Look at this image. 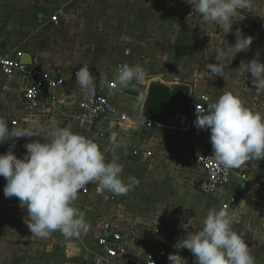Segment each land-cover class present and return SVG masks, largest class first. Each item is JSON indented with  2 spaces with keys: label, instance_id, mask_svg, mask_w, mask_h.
Instances as JSON below:
<instances>
[{
  "label": "crops",
  "instance_id": "0c3cea01",
  "mask_svg": "<svg viewBox=\"0 0 264 264\" xmlns=\"http://www.w3.org/2000/svg\"><path fill=\"white\" fill-rule=\"evenodd\" d=\"M46 1L44 0L41 3L43 7L38 9L30 6L16 7L17 0H0V43L12 56L30 53L35 67L61 79L63 84L57 89L53 101L44 102L43 108L34 112L22 101L23 88L18 78L0 75V116L9 121L10 128L14 120L18 121L16 126L19 127L24 126L31 118H39L45 124L55 118L61 126L70 124L73 132L93 138L102 146L108 144L112 132L118 133V140H123L126 146L106 153V159L110 161L118 158L124 168L123 177L131 174L140 182L125 194L132 198V204L137 208L135 213H124L125 202L118 200L115 205L120 208H112V211L104 216L109 218L105 222L116 223L124 236V255L119 264H123L128 255L133 256L136 246L134 242L142 238L140 232L131 234L130 227L126 224L130 217L136 218L137 221L161 219L165 222V230L172 229L167 238L158 234L153 236V242L149 244L144 257H140L136 263L143 264L146 254L156 249L162 239H172L180 235L181 223L187 221L198 231L203 226L202 221L208 210L222 208L225 203L222 193L208 197L201 195L198 191L199 181L205 172L200 166L192 168L185 163L187 156H202L208 148L210 130H198L195 127L194 121L197 117L193 109L201 104L206 110L210 103L216 102L225 92H232L239 94L246 107L264 115V99H260V93L252 85L251 74L240 75L238 72L242 60L249 62L258 58L264 63V26L258 31L259 40L256 41L257 31L252 24L253 18L258 14L264 20V0H253V5L256 4L255 7L259 8L258 11L254 7L239 10V15L233 18V30L228 34L218 25L201 24L192 6L183 0H134V5L129 7L133 9L128 13L124 12L127 17L121 21L118 20L117 10L112 5L114 0H110L112 7H106L105 28L112 31H137V35H128L130 39L124 40L129 48L128 54H125L121 61L122 65L140 64L148 74V80L142 84L147 89L142 108L137 105V96L125 93V88L109 90L119 66H113V72H106V65H113L115 62L108 54L106 57H99L102 49H99L98 42L93 43L91 53L83 51L82 44L88 42V37L93 38L94 33L82 35V29L85 31L90 28H83V25L72 21V14H75L76 8L80 7L77 4H81L82 0H55V4H51L54 3L53 0H48L47 3ZM28 2L32 4V1ZM101 2L102 0H98V5ZM36 10H40L38 17ZM135 12L139 16H135ZM54 15L59 17L58 26L50 20ZM46 23L49 25V32L53 33L36 32V29L48 27ZM40 24L45 26L37 28ZM237 28L246 36L253 37L250 49L237 54L234 59L222 61L225 68L223 77L212 75L210 70L206 69V64L217 63V47L226 48L235 44ZM34 29L35 31H32ZM9 30L15 31V38L11 39ZM110 43L111 37L108 34L106 45ZM82 65H88L90 72L96 76L97 90L110 93V102L116 109V112L100 125L99 131L105 134L104 137L87 131L74 115L76 102L82 91L76 85L75 72ZM101 80L105 81L102 88ZM153 83L170 88L188 85L191 112L178 114L165 123L152 120L155 122L154 130L144 134L138 121L143 117V109ZM14 92L19 94V104L12 102ZM202 97H207V100ZM184 115L187 120L183 125L181 120ZM36 139L44 142L40 137L18 139L14 149L17 157L22 158L25 155V143ZM9 144L10 142L0 145V154L8 150ZM147 153L152 156L148 157ZM245 167L250 168L251 181L248 186H243L239 184V177L234 179L233 188L239 191L240 198L234 208L239 213V222L234 223L232 228L243 234L256 264H264V211H260L261 208L264 209V198L254 195V191L264 194V160H250L238 169L242 171ZM5 184L6 180L0 177V264H31V261L36 260L34 255L39 253L40 243L37 241L41 238L35 237L24 223L23 218L27 216V211L19 207L18 198H5ZM230 188L232 187H228L227 192ZM125 195L117 196L107 191L98 193V184L89 183L79 192L75 204L82 210L92 199L103 201L105 198L115 199ZM147 199L150 201L147 202ZM102 225L98 238L93 243L95 253L99 250L97 243L102 236ZM158 229L162 231L161 228ZM187 231L189 232L188 229ZM77 243L74 248L68 247L66 252L77 255L80 250Z\"/></svg>",
  "mask_w": 264,
  "mask_h": 264
},
{
  "label": "clouds",
  "instance_id": "9594fccd",
  "mask_svg": "<svg viewBox=\"0 0 264 264\" xmlns=\"http://www.w3.org/2000/svg\"><path fill=\"white\" fill-rule=\"evenodd\" d=\"M192 6L201 24H215L225 34L232 32L234 17L239 10L253 7V0H183ZM129 40L130 37H123ZM235 44L215 49L217 63L206 64V69L215 76L223 77L225 59H234L247 52L253 37L241 29L235 30ZM125 54H128L127 50ZM114 85L118 89L131 86L137 90V105L142 108L147 89L138 85L148 80L145 68L136 64H123L117 68ZM240 75L251 74V83L257 91H264V63L258 58L241 61ZM76 85L89 96L97 93L96 76L88 65H82L75 73ZM105 81L101 80L102 88ZM207 100V97H205ZM194 125L198 130H210L213 158L225 169H238L250 160H264V115L246 107L238 93L225 92L210 103L205 110L197 105ZM85 119L81 120L84 126ZM13 124V123H12ZM43 138L25 143L22 158L14 152L20 138ZM10 142L8 150L0 154V177L6 180L3 188L5 198L16 197L19 207L26 209L24 223L37 238H48L59 231L72 242L89 230L85 214L76 206L78 194L89 183H97L98 190L114 195H125L139 185V180L129 174L123 177V165L118 158L110 161L106 153L125 147L112 132L108 144L102 146L97 140L73 132L72 126L50 119L46 124L39 118H31L24 126L9 127V121L0 116V145ZM239 222V213L227 206L209 209L202 221V228L188 232L173 246L187 249L195 258L194 264H256L242 233L233 230ZM170 264H188L179 254H169Z\"/></svg>",
  "mask_w": 264,
  "mask_h": 264
},
{
  "label": "built area",
  "instance_id": "2783aa9c",
  "mask_svg": "<svg viewBox=\"0 0 264 264\" xmlns=\"http://www.w3.org/2000/svg\"><path fill=\"white\" fill-rule=\"evenodd\" d=\"M51 22L58 23L57 15L51 16ZM21 54L12 56L7 52L0 43V75L5 77L18 78L23 88L22 101L32 111H40L44 102L53 101L57 89L62 86L63 81L48 74V72L35 67L28 66L20 61ZM76 73V72H75ZM109 90L116 89L114 83H110ZM205 100V97H202ZM198 106L204 108L203 105ZM196 106L193 113L196 115ZM205 109V108H204ZM116 109L110 102V93H104L97 90L93 96H89L86 92L81 91L77 99L74 109V115L81 121L85 119V129L94 132L98 137H104L105 134L100 130L102 123ZM14 126L18 125V121H12ZM12 124V125H13ZM138 124L142 127V132L148 133L155 128V122L146 120L143 117L139 119ZM211 132L208 133V148L202 156H187L185 163L192 167H202L205 175L199 181V190L205 195L223 194L225 203L229 209H234L238 205L240 193L233 188L235 177H239V184L248 186L251 181V172L249 167H245L242 171L239 169H225L212 156L213 150L210 143ZM151 157V153H147ZM228 187L230 190L227 192ZM257 190L256 188H253ZM98 193H101L98 190ZM255 197L264 198L258 191H254ZM253 195V196H254ZM260 210H263L261 208ZM102 236L98 240V252L94 255L93 264H119L120 258L124 255V236L119 226L114 222H104L102 225ZM155 233L163 235L160 229H156ZM186 235L174 237L172 239H162L156 249L149 251L143 264H170L168 261L169 254H179L187 259L188 264H194L195 258L187 249H177L173 247L177 241Z\"/></svg>",
  "mask_w": 264,
  "mask_h": 264
},
{
  "label": "rangeland",
  "instance_id": "374dc122",
  "mask_svg": "<svg viewBox=\"0 0 264 264\" xmlns=\"http://www.w3.org/2000/svg\"><path fill=\"white\" fill-rule=\"evenodd\" d=\"M30 1H32V4H29L30 2H28V0H20V1L17 0L15 5L16 7H24V8H27L30 6L33 8L36 7L40 9L43 7L41 3H43L44 0H34V1L30 0ZM53 1L54 3H51V4L56 3L55 0ZM134 3H135L134 0L132 1L131 0H114L112 5L115 6V9L117 10V18L119 21L123 20L124 17L126 16L124 12L128 13L129 10L133 9V8L130 9L129 7L131 5H134ZM77 5L80 7L77 6L78 7L76 8L77 11L74 12L75 14H72L73 15L72 21L81 26L83 25V28L84 27L86 28V26L90 28V30H88L87 28V30L85 31H83L82 29V32H83V34L81 33L82 35H85V34L89 35L90 33H94L93 38L88 37V42H84V44H82L83 51L87 53H91L93 43L98 42L100 45L99 49L100 50L102 49L99 57L100 58L106 57L107 54L109 55V57L111 58L113 57L115 64L106 65V72L108 73L113 72L114 70L113 66L118 67L122 65L121 59L122 57H125V52L129 48L124 42L125 39H123V37H128V35L135 36L137 35L136 34L137 31L134 29L133 30L118 29L116 31H112V30H107L105 28L104 25L107 23L106 7L107 6L112 7L110 5V0H102V2L99 5H98V0H94V1L93 0H82V3L77 4ZM255 5H253V7L256 11H258L259 8L255 7ZM36 11H37L36 17H38L40 10H36ZM258 15L257 17L253 18V22H252L255 31H257L255 34L256 38L254 37L256 41L259 40L258 35L260 32L258 31L262 29L264 26V20H262V17L260 15L258 17ZM135 16H139V14L136 13ZM232 23L234 24V20H232ZM244 24L247 26L248 25L247 21H245ZM45 25H47V23ZM45 25L44 24L43 25L40 24L39 26L37 25V28H42ZM54 25L58 26L59 24L54 23ZM47 26L48 27L42 28L39 30L36 29V32L40 31V33L42 34L53 33V32H49L50 31L49 25ZM32 31H35V29ZM97 32H99V34ZM14 33L15 31L9 30V36L11 37V39L15 38V36L13 35ZM108 34H110L111 43L109 45H106ZM258 92L260 93V96L262 97L260 99H264V91H258ZM18 95L19 94L17 92L13 93L12 102L15 104L20 103V99H18ZM198 191L203 196H206V197L210 196V195L203 194L199 190V188H198ZM213 195H217V194H213ZM118 200H120V202H125L124 213L126 214L131 213L132 215L133 213L137 211L136 210L137 208L134 204H132V198L129 195L121 196L115 199L105 198L103 201H101L100 199H97V201H94V199H92L89 203H86L82 207V210H81L85 214L86 220L90 226L89 230L86 234H82L79 238L72 241L74 244L78 242L76 245L79 247L80 250L78 251L77 255H71L68 252H66L68 249L69 242L66 241L65 237L59 231H56V232H53L48 238H43L37 241L38 243H40V246L38 247L39 253H36L34 255L36 260L31 261V264H93L94 255L96 252L93 246V243L98 238L101 225L105 221H107V219H109V218H104V216L108 215V212H111L112 208L114 209L120 208V206L118 207L117 205H115V202L117 203ZM146 201L148 202L150 200L147 199ZM260 211H263V210H260ZM164 223L165 222H162L161 219H158L156 221H153V220L137 221L136 218L130 217L126 224L130 227L129 230L131 234L140 232L142 235V238L137 239L134 242L136 244L135 251H133L134 254L133 256L128 255V257H126V259L124 260L123 264H127V263L136 264L140 257H144L147 249L149 248V244L153 242V239H154L153 236L157 235L155 234L156 229L161 228L162 233L164 229L165 233L161 235L162 238L169 237L168 235L172 231V229L165 230ZM180 227H181L179 229L180 235L175 236V237L186 235L188 233L187 229L189 230V232L197 231L194 229L193 225L192 226L189 225V222L187 221L181 223ZM198 229H200V227ZM129 230H128V234H130Z\"/></svg>",
  "mask_w": 264,
  "mask_h": 264
},
{
  "label": "trees",
  "instance_id": "16d2710c",
  "mask_svg": "<svg viewBox=\"0 0 264 264\" xmlns=\"http://www.w3.org/2000/svg\"><path fill=\"white\" fill-rule=\"evenodd\" d=\"M139 90H144V85H138ZM125 93L137 96V90L131 86L125 88ZM190 87L179 85L167 87L160 83H153L143 109V118L159 123L176 117L178 114L190 113Z\"/></svg>",
  "mask_w": 264,
  "mask_h": 264
},
{
  "label": "water",
  "instance_id": "95a60500",
  "mask_svg": "<svg viewBox=\"0 0 264 264\" xmlns=\"http://www.w3.org/2000/svg\"><path fill=\"white\" fill-rule=\"evenodd\" d=\"M20 61H21V63L28 65V66H32L34 63V59H33L32 55L28 52L21 54ZM186 120H187V116L186 115L182 116L181 122L183 125L186 123Z\"/></svg>",
  "mask_w": 264,
  "mask_h": 264
}]
</instances>
